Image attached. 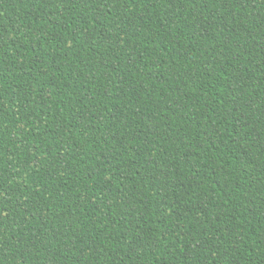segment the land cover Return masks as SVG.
I'll list each match as a JSON object with an SVG mask.
<instances>
[{"label": "trees", "instance_id": "obj_1", "mask_svg": "<svg viewBox=\"0 0 264 264\" xmlns=\"http://www.w3.org/2000/svg\"><path fill=\"white\" fill-rule=\"evenodd\" d=\"M0 264H264V0H0Z\"/></svg>", "mask_w": 264, "mask_h": 264}]
</instances>
